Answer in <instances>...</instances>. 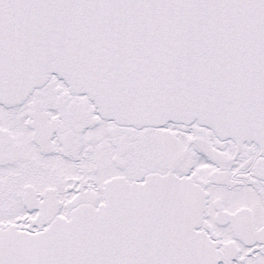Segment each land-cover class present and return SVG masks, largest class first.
I'll return each instance as SVG.
<instances>
[{
    "label": "snow or ice",
    "instance_id": "obj_1",
    "mask_svg": "<svg viewBox=\"0 0 264 264\" xmlns=\"http://www.w3.org/2000/svg\"><path fill=\"white\" fill-rule=\"evenodd\" d=\"M0 264H264V0H0Z\"/></svg>",
    "mask_w": 264,
    "mask_h": 264
}]
</instances>
